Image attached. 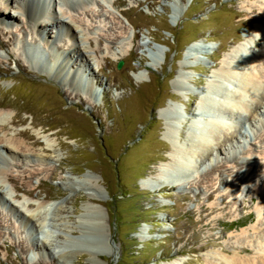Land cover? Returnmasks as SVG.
<instances>
[{
  "label": "rangeland",
  "instance_id": "374dc122",
  "mask_svg": "<svg viewBox=\"0 0 264 264\" xmlns=\"http://www.w3.org/2000/svg\"><path fill=\"white\" fill-rule=\"evenodd\" d=\"M55 3L63 31L43 25L42 39L16 12L5 13L13 33L0 25V110L16 120L0 139L27 142L19 135L27 131L40 142L32 156L0 152V172L19 178L0 174V264H207L223 259L222 247L264 245V112L256 123L240 107L233 118L219 109L239 94L243 73L264 81V18H253L264 15V0ZM50 5L39 0L33 8L54 19ZM70 15L79 23H67ZM52 53L59 62L49 70L32 58ZM228 62L237 79L220 77ZM167 107L174 122L163 116ZM216 120L230 129L181 187L143 188L172 162V124L178 146L190 151L193 133ZM88 180L99 184L96 198L82 185ZM41 203L56 219L45 227L29 222ZM203 205L218 211L202 212ZM89 207L98 211L99 235L84 222L95 216Z\"/></svg>",
  "mask_w": 264,
  "mask_h": 264
},
{
  "label": "bare ground",
  "instance_id": "6f19581e",
  "mask_svg": "<svg viewBox=\"0 0 264 264\" xmlns=\"http://www.w3.org/2000/svg\"><path fill=\"white\" fill-rule=\"evenodd\" d=\"M2 1L4 3L0 4L1 5L0 6V25H3L6 28L8 27L9 24L12 23V21L9 20V18H7L5 16V13L11 14L13 12L14 13L16 12L19 14L18 17L22 20V22L24 24H26L28 26H29V24L31 25L30 26L31 27V34L34 32L36 35L40 36L42 39L44 38V36L42 35L43 31H41V26L45 25V27L50 26L52 28H59L62 30V27L64 25H66V21L63 19L64 18L63 15L60 14V10L57 11V9H56V3H55L56 0H54V1L53 0H42V2L46 3L47 5L51 4L50 7H52V12H54L56 14L55 15L56 17H54V19L47 17L46 13H44L41 10L39 11L38 8H36V7L33 8L34 6L38 5L39 0L38 1L37 0H23V1L0 0V3H2ZM64 1H66V0H64ZM71 7H72V5L69 6L68 8H71ZM58 15H61V16L59 17ZM88 16H89V14H88ZM90 16H95V12H92V14ZM253 18H255L257 21H260L264 18V15H258V16H255ZM68 21L69 22H67V23L76 24V23H79L80 19L76 18L73 15H70ZM13 28H14V26L12 25V26H10V28H7L6 30H11V33H13L14 32ZM16 30H19V29H16ZM62 31H61V33H62ZM3 32H5V31H3ZM76 39H77V41L79 40V42H80L82 40V36L76 37ZM257 42H259V41H257L255 39L254 43L256 44ZM5 45H6L5 42L0 40V47H4ZM203 48H204V50H206L205 46H203ZM193 49L194 48H190L188 50L187 54L192 53V51H194ZM23 50L25 51V48ZM77 52L81 53L83 55V51H82L81 46L79 44H78ZM25 53H27V52H25ZM191 55H194V54H191ZM241 55H243V52L241 50H239V51H236L235 55L233 54L231 57L235 56V58H237V57H241ZM32 58H34L35 63H37L38 66H40V68L42 66L48 70L50 67L53 68L54 64L56 62H59V61H57V57L55 56L54 53H52V56H50V57H49V55H47V57L42 58V60L39 59L36 54L32 55ZM64 60H65V58H64ZM62 63H63V65H60L58 67H62L63 69L70 67L69 66L70 60L62 61ZM236 68H237V66L235 64L228 62V65L225 67V69L221 70L220 77L222 79H225V77H232V78L234 77L235 79H237V76H236L237 74L235 73ZM257 76L258 75H256V74H250V73H248V74L243 73L242 74V77L240 78V81L242 83V84H240L241 85V87H240L241 91H239V94L232 93L233 94L232 96H230V97L227 96L229 99L228 98L227 99L225 98V99L227 100L226 102H228V105L223 106L222 108H219L223 115H226L229 118H233L236 115L235 113L237 111V107H240L241 110H245L246 112H248L250 114L249 120H254V121H256V123L261 122V121H257L255 119V117L257 115H259L258 112L260 113L261 110H262V112H264L263 111V109H264V81H262V77L260 76V73H259V76L258 77ZM66 78H68V77H66ZM74 79H73V77H70L69 80L73 81ZM178 87L181 89L185 88L182 85V83H180V82H178ZM218 90L219 89H216V94L218 93ZM253 111H254V113H252ZM172 113H174V114H172ZM175 114H176V112L173 109L171 110L170 107H167L163 112L164 118L169 119L172 122L175 121V120H173L175 118L171 119L169 117H172ZM253 114H254V117H253ZM14 117L15 116H13L11 113H8L5 109L0 110V129L5 128V126L8 122L13 123L14 121H16L14 119ZM223 123L226 124V122H223ZM223 123H219L216 120L215 122L209 124L208 126L207 125H203V127L201 126L200 128H202V130H201V132L198 131V134H194L192 132L193 136L191 138V143H190L191 150L190 151L184 150L183 148H180L178 146L176 139L181 138V135H179L180 136L179 137L175 134V131L173 129L174 124H172L171 125L172 128L169 129V132L167 134L168 141L173 145V148H174V149L172 148L173 154H174L172 156V159H171L172 162L169 164V166L166 169H161V168L158 169L159 174L156 177H152V176L146 177V179H144L141 183L143 188L148 189L150 191H155L156 189H159L160 187L163 188L165 186H168L171 188L181 187L185 182V177L187 175L191 174L192 172H194V170L196 168V164H197L198 160L200 159V157H203L205 155H209V153H210V156H211V154L214 155L212 153V151L215 148L214 146L219 144V142L222 139V135H223L224 131L225 130L227 131V129H230V128H227L228 127L227 124H226L227 126H225ZM262 124H264V123H262ZM19 135L23 136V138H26L29 142L23 141V142L19 143L20 141L17 142V140L12 139L11 142H13V143H11L10 141L8 142V140H10V138L8 139V137L7 138L5 137L6 139H8V140L5 139L6 141L4 140V138H2L3 141L0 139V152L2 154L7 153L9 155H19L15 152H18L16 150H21V151L27 152V153H25V152L23 153L25 156H28V155L32 156V153L33 154L35 153L36 146H40V142L38 140H35V139L32 140L33 137L30 134H28L27 131H20ZM4 142H6V143H4ZM51 147H53V144L49 143L48 146L46 147V149L43 148L44 152H46V154H47L48 153L47 151ZM219 149L221 151V148H219ZM14 150H15V152H14ZM21 156H23L22 152H21ZM11 157L12 156H10V158ZM199 162H200V160H199ZM0 174L2 177H5L8 181H12L15 184L19 180V178L17 176H15L11 173L5 172L4 169L1 170ZM208 178L209 177L206 176L205 180H208ZM82 185L88 187V189L94 193L92 198H96L95 194H97V192L100 191V187H99V184L97 181L88 180V181L82 183ZM15 188L21 189L23 187H21L19 185H15ZM23 189L26 193L33 194V191L31 188H29V187L25 188L24 187ZM35 204H34V202H30L27 205H28V207H30L32 209V206ZM223 205L225 207L229 206V202L226 201V198L223 199ZM50 206L51 205H49V204L41 203L40 205H38V208H37V209H39V213H36L35 210H32L31 212L28 211L30 213V216H29L30 218L28 217L30 219L29 222H31V220H34V219L36 220L37 218H39V219H37V221H40L41 224L43 225V227L47 226V224L51 225L50 221L54 222V221H56V219L53 217L52 218L48 217L50 215V214H48ZM88 210H89L88 211L89 213L94 210L95 216L94 215H93L94 217L87 216L86 220L84 222H86V224H89V225L93 224L94 227L99 228L98 230H95V234L99 235L101 230H100V223H99L100 217H99L98 211L96 209H94L93 207H89ZM201 210H202V212H208L209 214H213V213L218 211V207H216V206H209L208 207V206L203 205V206H201ZM57 211L63 212L64 210L62 208L61 209L58 208ZM60 216H61V214L59 215V218H60ZM204 217H206V216H204ZM62 218H63V216H62ZM49 219H50V221H49ZM59 220L63 221L64 219L60 218ZM57 221H58V219H57ZM64 221H63V223H64ZM200 223L202 224L203 220H200ZM208 223H210V222H207L206 225H209ZM24 224H26V223L24 222ZM85 227L90 228L88 225H85ZM73 230H75V229H73ZM212 241H213V243L215 242V240H212ZM56 243H58V242H56ZM220 250L222 252L223 259H220V262H214L212 260H207V264H264V245L263 244L261 245V247L259 246L257 248L256 247L253 248L250 245L249 246L237 245V247H234L233 249L222 247ZM249 251L256 254V255L254 257H250V258L249 257H245V258L243 257L242 258L239 256L243 253H249Z\"/></svg>",
  "mask_w": 264,
  "mask_h": 264
},
{
  "label": "water",
  "instance_id": "95a60500",
  "mask_svg": "<svg viewBox=\"0 0 264 264\" xmlns=\"http://www.w3.org/2000/svg\"><path fill=\"white\" fill-rule=\"evenodd\" d=\"M123 61H120L118 64V68L120 69L122 67Z\"/></svg>",
  "mask_w": 264,
  "mask_h": 264
}]
</instances>
